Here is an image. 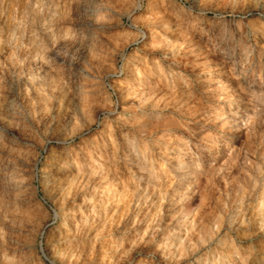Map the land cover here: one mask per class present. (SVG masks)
Returning <instances> with one entry per match:
<instances>
[{"label":"clouds","instance_id":"1","mask_svg":"<svg viewBox=\"0 0 264 264\" xmlns=\"http://www.w3.org/2000/svg\"><path fill=\"white\" fill-rule=\"evenodd\" d=\"M217 178L264 264V0H0V264H179Z\"/></svg>","mask_w":264,"mask_h":264},{"label":"rangeland","instance_id":"2","mask_svg":"<svg viewBox=\"0 0 264 264\" xmlns=\"http://www.w3.org/2000/svg\"><path fill=\"white\" fill-rule=\"evenodd\" d=\"M220 175L224 176L225 179H228V176L222 169L220 170ZM109 179L112 178L109 177ZM130 179L133 178L128 177L127 175L124 177L125 185L122 191L127 192L131 190V185L129 184ZM217 188L219 191L216 190ZM112 191L115 192V189ZM235 191L236 189L234 187H228L227 195H225V184L217 178L216 187L213 188L209 186L204 190L201 205L196 209H192V215L187 214V210L191 208L190 205H186L185 213L176 216L175 219H172V216H175V212L170 216L168 215L167 209L165 210L164 223L169 224L170 227L175 230V235L172 237L174 240L182 238L186 230L195 229V232L191 236V246H194L195 251L194 253L189 254L187 260L181 259L179 264H190L193 255L196 257L203 255L204 261L202 264H228V262L223 259L224 250L232 246L240 248V241L235 235L239 228V221H237L235 225L230 223L229 217L224 216L221 211L220 201L225 200V202L228 203L231 214L232 200L235 199ZM227 196H231V199H228ZM252 204L253 207H249L248 201L244 202L243 207L245 215L243 216V220L247 221L251 219L254 224H259L261 214L257 210L259 204L255 197H253ZM133 207H135L134 204ZM113 210H115L114 207ZM145 211H147V209H145ZM123 214L124 208L121 206L118 215L123 216ZM130 218L129 215V217L125 218L124 222L127 223V220ZM229 229H231V232H229ZM213 230L218 233V235L215 236L211 244H208L206 237L212 235ZM229 235H231V240L228 238ZM201 237H205V240L203 241L204 247H201L200 243H198ZM185 247H189L187 242ZM209 249H212V251H209ZM241 255H243V253H241ZM233 264H241V262L233 258Z\"/></svg>","mask_w":264,"mask_h":264},{"label":"bare ground","instance_id":"3","mask_svg":"<svg viewBox=\"0 0 264 264\" xmlns=\"http://www.w3.org/2000/svg\"><path fill=\"white\" fill-rule=\"evenodd\" d=\"M113 190V189H112Z\"/></svg>","mask_w":264,"mask_h":264}]
</instances>
